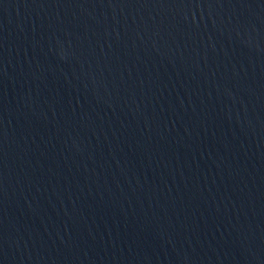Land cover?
Here are the masks:
<instances>
[{
  "label": "water",
  "instance_id": "1",
  "mask_svg": "<svg viewBox=\"0 0 264 264\" xmlns=\"http://www.w3.org/2000/svg\"><path fill=\"white\" fill-rule=\"evenodd\" d=\"M0 264H264V0H0Z\"/></svg>",
  "mask_w": 264,
  "mask_h": 264
}]
</instances>
